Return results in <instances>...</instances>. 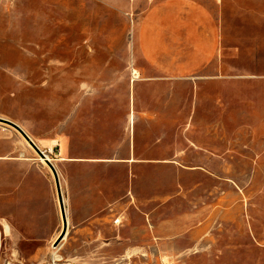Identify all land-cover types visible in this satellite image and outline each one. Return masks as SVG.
I'll return each mask as SVG.
<instances>
[{"label":"rangeland","instance_id":"rangeland-1","mask_svg":"<svg viewBox=\"0 0 264 264\" xmlns=\"http://www.w3.org/2000/svg\"><path fill=\"white\" fill-rule=\"evenodd\" d=\"M162 1L0 0V117L69 220L0 121V264H264V0H193L183 76L140 50Z\"/></svg>","mask_w":264,"mask_h":264},{"label":"crops","instance_id":"crops-1","mask_svg":"<svg viewBox=\"0 0 264 264\" xmlns=\"http://www.w3.org/2000/svg\"><path fill=\"white\" fill-rule=\"evenodd\" d=\"M184 10L187 11L186 16ZM206 19L204 8L193 0H164L156 4L140 24L138 40L142 55L171 76L187 75L192 68L206 60L216 45L210 36L198 38L195 23ZM184 26L187 29L184 36L191 40L186 48L178 43V32L182 33ZM133 120L132 118L131 121ZM99 186L93 185L87 190L91 206L99 203L97 195H104L99 193V190H103ZM121 221L122 218H119L114 223L118 226ZM119 236H122L121 229Z\"/></svg>","mask_w":264,"mask_h":264},{"label":"water","instance_id":"water-1","mask_svg":"<svg viewBox=\"0 0 264 264\" xmlns=\"http://www.w3.org/2000/svg\"><path fill=\"white\" fill-rule=\"evenodd\" d=\"M0 121L11 125L16 130H18L23 135V137L28 141V143L36 150V152L39 154L40 158L44 159L45 162L52 169L53 175L55 177V182H56V186H57V193H58V197H59V204H60L61 214H62L63 223H64L63 231L56 241V245H58L64 239V237L67 234V230H68V216H67V212H66V205H65L63 194H62L61 182H60V177H59L58 171H57L56 167L54 166V164L52 163V161L47 157L46 153L36 144V142L31 138V136L19 124L15 123L9 119L2 118V117H0Z\"/></svg>","mask_w":264,"mask_h":264},{"label":"bare ground","instance_id":"bare-ground-1","mask_svg":"<svg viewBox=\"0 0 264 264\" xmlns=\"http://www.w3.org/2000/svg\"><path fill=\"white\" fill-rule=\"evenodd\" d=\"M135 72H136V71H135ZM134 75H136V74L133 73V76H134ZM137 75H138V74H137ZM132 118H133V116H132ZM46 155H47V157L50 159V157L48 156V154H46ZM50 160H51V159H50ZM41 161H42L43 163H46L45 160L42 159V158H41ZM68 224H69V220H68ZM66 237H67V234H66V236L64 237V239H66ZM64 239H63V240H64Z\"/></svg>","mask_w":264,"mask_h":264}]
</instances>
